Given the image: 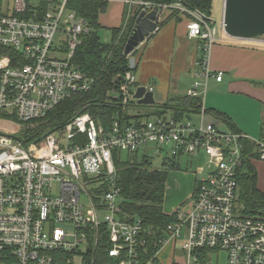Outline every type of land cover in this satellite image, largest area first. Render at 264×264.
Returning a JSON list of instances; mask_svg holds the SVG:
<instances>
[{"label": "built area", "instance_id": "built-area-1", "mask_svg": "<svg viewBox=\"0 0 264 264\" xmlns=\"http://www.w3.org/2000/svg\"><path fill=\"white\" fill-rule=\"evenodd\" d=\"M70 1L0 0V264H156L164 244L182 235L179 264H203L199 256L206 251L224 252L227 264H264V220L242 215L238 203L240 169L246 161L264 163V133L250 139L207 115L208 80L221 82L223 73L210 68L218 30L197 10L180 2L127 1L138 11L158 7L187 19L188 38L200 51L199 80L185 94L200 100L199 112L190 114L197 123L189 114L176 119L127 111L147 107L137 105L138 87L153 93L137 82L133 52L125 57L118 89L121 113L130 120L116 117L106 131L84 113L60 129L22 133L96 83L73 62L89 29ZM164 145H171L172 164L182 156L202 157L213 167L196 181L188 206L173 212L174 224L151 251L141 220L128 222L120 208L114 157Z\"/></svg>", "mask_w": 264, "mask_h": 264}, {"label": "trees", "instance_id": "trees-1", "mask_svg": "<svg viewBox=\"0 0 264 264\" xmlns=\"http://www.w3.org/2000/svg\"><path fill=\"white\" fill-rule=\"evenodd\" d=\"M156 6L172 5L180 2L190 10H197L206 17H210L211 0H143ZM69 8L83 18L89 32L81 36V45L78 47L73 62L76 67L93 78L96 83L92 91L77 94L58 105L45 119L48 125L41 129L42 133L62 128L70 120L80 114L90 115L94 121L106 131L112 126L114 118L121 117L128 121L131 117L121 113L122 105L118 96L119 85L127 70L123 47L134 25L133 15L138 11L135 8L132 16L124 20L116 29H111V42L102 43L96 34L100 28L98 17L105 12L106 2L100 0H71ZM171 16H178V12L168 10ZM214 26V24L212 25ZM264 37V36H262ZM135 52L133 53V55ZM133 105L127 106V111ZM147 108V107H145ZM155 113H144V117L163 116L172 111L176 119H182L186 114H197L200 108L199 99L186 96L172 97L169 103L148 107ZM213 119L220 120L233 132L235 129L229 117L214 109H206ZM40 131L22 130L24 135L33 136ZM263 133L260 135L262 136ZM259 136V137H260ZM249 150L252 146L248 144ZM247 147V148H248ZM120 158L115 154L114 164L118 173V186L121 189L120 208L126 220L132 222L140 219L147 237L148 249L157 250L160 242L165 238V229L174 224L175 214L163 212V203L166 191L168 173L166 169H152L147 160L137 163L129 160L130 155ZM254 162L246 161L240 169L238 178V203L241 214L247 217H259L264 220V192L256 186L257 173ZM264 164V163H262ZM170 167H174L173 164ZM168 167V168H170ZM245 170V173H242Z\"/></svg>", "mask_w": 264, "mask_h": 264}, {"label": "crops", "instance_id": "crops-1", "mask_svg": "<svg viewBox=\"0 0 264 264\" xmlns=\"http://www.w3.org/2000/svg\"><path fill=\"white\" fill-rule=\"evenodd\" d=\"M127 1L129 0H105V12L98 17L100 28H119L124 20L132 16L135 6L127 4ZM171 14L169 11L163 12L158 30L139 45L134 55L137 57V82L142 86L153 87L154 105H162L172 97L185 96L192 84L183 94L177 92V84L183 76L188 75L193 80L196 61L200 56L199 43L188 38L187 19ZM210 68L213 73L222 72L223 78L221 82L210 79L208 85L225 87L226 91V95L214 100L210 108L225 113L235 129L250 139H257L264 132V119L262 122L257 120L253 125L238 119L237 125L233 114L223 106V98L230 100L232 96L241 103L250 101L253 107L258 106L260 110L264 107V39L245 41L220 34L218 42L211 49ZM204 106L209 109L205 99ZM235 106L248 108L243 105ZM207 115L213 119L208 113ZM175 174L181 179V173ZM169 192L170 188L167 187L165 202ZM163 212L172 214L174 211L167 212L163 208Z\"/></svg>", "mask_w": 264, "mask_h": 264}, {"label": "rangeland", "instance_id": "rangeland-1", "mask_svg": "<svg viewBox=\"0 0 264 264\" xmlns=\"http://www.w3.org/2000/svg\"><path fill=\"white\" fill-rule=\"evenodd\" d=\"M223 1L224 0H211L210 4V17L209 19L213 22L215 28L218 30V37L220 34L225 35L223 30L221 29V20H222V14H223ZM96 34L98 35L100 41L102 43H110L111 42V31L109 29L105 28H99L96 31ZM258 39H264V37H260ZM138 48L134 51H136ZM136 55V54H134ZM137 59V57L135 56ZM195 79L193 77V80L187 75L180 78L179 83L177 84V92L179 94H183L189 85L193 84ZM226 95L225 87H217L215 85L209 84L207 87V92L205 95V102L208 106V108L213 105V101L216 99H220ZM169 98L166 100L163 104L169 103ZM204 98L202 97V100ZM236 98L231 96V99H225L223 98V106H225V109H228L232 114L234 122L238 125L239 120L244 121L245 123H248L250 125H253L256 123L257 120L262 122L261 120L264 119V107H261V110L256 107H253V104H251L250 101L241 103L240 101H235ZM235 105H243L247 106L248 108H242L240 106ZM227 107V108H226ZM129 111L131 112H142L147 113H155L150 108H139V107H130ZM149 114V113H147ZM166 116H173L172 111H167L165 113ZM191 121L195 124L198 122V117L195 115L189 116ZM185 118V115L184 117ZM48 125V122L41 121L36 122L34 125L27 130L29 132H36L40 131L41 129L45 128ZM12 129V128H11ZM224 129L227 130L226 127ZM264 133V132H263ZM171 150V145H164L163 147H153L150 146L148 149L139 150L136 155H130L129 160L132 162L141 163L145 160L150 164V168L152 169H166L168 173L167 178V187L170 188V192L168 194V199L164 198L163 208L166 209L167 212L171 211H177L180 209L185 208L188 206L190 197L194 191V187L196 184V181L199 180L202 175H206L210 169H212V165L208 164L207 158H195L192 161L186 156L179 157L173 167H170L172 163H170L169 160V151ZM127 157L126 154H123V158ZM170 167V168H168ZM255 170L257 173L256 177V186L260 191L264 192V164L258 163L255 165ZM245 170H242V173H245ZM175 173H181V179H179V176ZM175 174V175H174ZM176 203H179L176 205ZM255 218V217H254ZM259 218V217H256ZM261 219V218H259ZM263 220V219H262ZM184 235L181 236V238L177 239V241H170L168 240L163 248L161 249L160 253L157 256V262L156 264H179L182 262L183 256L185 253L181 251V239H183ZM199 260L203 264H227V258L226 254L224 252H211L206 251L202 253L201 256H199Z\"/></svg>", "mask_w": 264, "mask_h": 264}, {"label": "water", "instance_id": "water-1", "mask_svg": "<svg viewBox=\"0 0 264 264\" xmlns=\"http://www.w3.org/2000/svg\"><path fill=\"white\" fill-rule=\"evenodd\" d=\"M162 14L158 7L151 11H136L134 25L123 47L125 57L158 30ZM222 27L231 39L254 41L264 36V0H224ZM134 98L137 105L152 107L155 103L153 93L144 87L137 88Z\"/></svg>", "mask_w": 264, "mask_h": 264}]
</instances>
